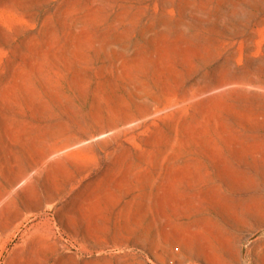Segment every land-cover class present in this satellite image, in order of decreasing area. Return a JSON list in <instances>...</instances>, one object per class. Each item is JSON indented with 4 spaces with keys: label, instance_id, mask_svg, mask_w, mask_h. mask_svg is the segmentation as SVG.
<instances>
[{
    "label": "rangeland",
    "instance_id": "1",
    "mask_svg": "<svg viewBox=\"0 0 264 264\" xmlns=\"http://www.w3.org/2000/svg\"><path fill=\"white\" fill-rule=\"evenodd\" d=\"M0 264H264V0H0Z\"/></svg>",
    "mask_w": 264,
    "mask_h": 264
}]
</instances>
